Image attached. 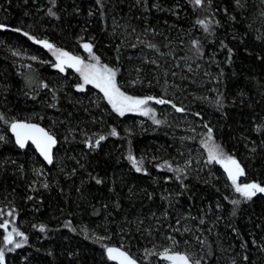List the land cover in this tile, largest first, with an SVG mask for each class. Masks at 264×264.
I'll use <instances>...</instances> for the list:
<instances>
[{"label":"trees","instance_id":"obj_1","mask_svg":"<svg viewBox=\"0 0 264 264\" xmlns=\"http://www.w3.org/2000/svg\"><path fill=\"white\" fill-rule=\"evenodd\" d=\"M44 41L90 44L126 96L166 103L120 115ZM15 120L56 136L51 166L16 146ZM209 129L264 187V0H0L2 264H115L111 246L141 264H264V193L240 197L209 161Z\"/></svg>","mask_w":264,"mask_h":264},{"label":"snow or ice","instance_id":"obj_2","mask_svg":"<svg viewBox=\"0 0 264 264\" xmlns=\"http://www.w3.org/2000/svg\"><path fill=\"white\" fill-rule=\"evenodd\" d=\"M196 5H201L202 0H194ZM51 14V13H50ZM200 23L205 31H208V25L204 23V21H198ZM44 43L45 47L52 48V45L47 43L46 41L42 42ZM83 47L85 50L89 52L92 59L97 60V63H99L98 57L92 55V46L90 44H84ZM61 56L68 57L69 61H72V63L69 66H76V65H82L83 61L79 57H70L68 56V53L62 52L60 53ZM59 59V57H58ZM92 65H84L85 69L93 68ZM61 71H63V68H61ZM77 71H81V75L84 77L85 83H94L97 88H99L105 95V97L108 98V102L112 105V108L114 111L118 112L120 115L124 114L125 110H131L133 106H138L147 103V100L144 99H134L133 97L126 96L123 92L120 91V89L117 87L115 83V76L116 72L110 68H107L106 66L103 67L102 71L98 75H91L87 71H82L80 68H77ZM82 88V86H81ZM148 99H152L149 97ZM156 103L163 104L166 103L164 100H156ZM173 107H175L173 105ZM177 111H182V109L177 108ZM11 129L16 135V142L17 144L23 148L25 146V141L28 139H31L34 144H36L37 148L40 149L41 154L44 156L46 160H48L49 163H51V156H50V149L51 146L56 143L54 138L49 135L47 132L44 131L42 128H38L35 125L30 124H19V123H12ZM39 134V136L35 135ZM113 135H115V130H113ZM211 137V129H209V138ZM100 139H103L101 137ZM99 143V141H97ZM222 155V153H221ZM210 159H217L216 156V150L210 151ZM229 162L235 166L236 173L242 175L243 170L240 168V165L231 157L228 158ZM140 168H137V171H139ZM226 171H228L229 178L232 180L233 184L236 185V191L240 192L242 195L245 196L247 199H251L252 196L256 195L257 192L264 193V187L260 186L259 184H245L243 187L236 184V178L233 174L232 169L226 168ZM99 183V181H97ZM233 203H238V201H233ZM11 215V213H9ZM6 227V225H5ZM41 231H44V228H40ZM13 231H16L13 229ZM17 235H22V233L16 232ZM4 239L7 241V243L11 244L12 239L11 236H6ZM26 239V237H25ZM21 245L17 243L15 247L19 248ZM107 252L109 254V258H114L112 256L113 253H117L119 256L123 257L122 264H134V261L128 258V256L123 253L119 252L117 249L114 248H108ZM4 253L2 250H0V264H2ZM168 259H172L174 261H179L181 264H188V257L183 255H176L175 257H166Z\"/></svg>","mask_w":264,"mask_h":264},{"label":"rangeland","instance_id":"obj_3","mask_svg":"<svg viewBox=\"0 0 264 264\" xmlns=\"http://www.w3.org/2000/svg\"><path fill=\"white\" fill-rule=\"evenodd\" d=\"M42 44V42H41ZM84 48V47H83ZM51 49V48H50ZM84 51H85V48H84ZM62 52H65V51H61V50H57V49H51V53L52 55L54 56L55 58V61H56V67L59 68L61 70V68H63V71H66L67 69H70L74 72H76L79 76V78H81V81H82V84L83 86L85 85H95L94 83H85L84 82V77L81 75V71H77V68H80L82 71H87L89 72L91 75L95 76V75H98L101 73L102 69H103V65L101 64V62L99 61V63H97V60H94L92 59L91 55L89 54V52H86L85 51V54H70L68 53V56L70 57H79L82 61H83V64L82 65H76V66H69L72 61H69L68 60V57H64V56H61L60 53ZM67 53V52H66ZM92 55L93 52H92ZM95 56V55H94ZM59 57V59H58ZM84 65H92L94 66L93 68H89V69H85L84 68ZM99 89V88H98ZM100 90V89H99ZM101 91V90H100ZM103 93V92H102ZM104 94V93H103ZM107 98V97H106ZM134 99H144V100H147V103L145 104H142V105H138V106H133L131 108V110H125L124 112H134V113H139L140 115H146L147 111L149 110V105L152 101L156 102L155 99H148V98H134ZM108 100V98H107ZM2 133V132H1ZM204 148L206 149L207 151V156H208V159L209 161L211 162H216L218 164H220L221 166H223V168L225 169L226 171V168L228 169H232L233 171V174L235 175V178H236V184L237 185H240L241 187H243V185H245L244 183H241L240 182V177L243 175H240V174H237L236 173V169H235V166L232 165L229 160H228V156H226L222 150L220 149L219 145L216 143V141L212 138V135L211 137L209 138V134L206 136L205 138V141H204ZM216 150V156H217V159H210V151L212 150ZM222 153V155H221ZM233 159V158H231ZM235 160V159H233ZM236 161V160H235ZM237 162V161H236ZM238 163V162H237ZM241 168V166H240ZM242 169V168H241ZM228 177H229V174H228V171H226ZM247 184H253V183H247ZM234 188L236 190V185H234ZM237 192V191H236ZM240 197H244V195H242L240 192H237ZM176 255H183V256H186L185 254H179V253H171V252H168L166 251L164 253V259L169 263V264H181V262L179 261H174L172 259H168L166 257H175ZM188 257V256H186ZM190 258L188 257V264H195L194 262L191 263L190 262Z\"/></svg>","mask_w":264,"mask_h":264},{"label":"water","instance_id":"obj_4","mask_svg":"<svg viewBox=\"0 0 264 264\" xmlns=\"http://www.w3.org/2000/svg\"><path fill=\"white\" fill-rule=\"evenodd\" d=\"M46 42L49 43V44H51V45H52V48H54V45H53L52 43H50L49 41H46ZM42 47H43L46 51H48V50L50 49V48H48V47H45V46H44V43H42ZM85 51L88 52L87 50H85ZM12 123L35 125V126H37L38 128H42V129H44L45 132H47L49 135H51V136L54 138V140L56 141V143H55L54 145H52V146H51V149H50L51 163H49L48 160H46V159L44 158V156L41 154L40 149L37 148L36 144H34V143L32 142L31 139H28V140L25 141V146H24L23 148H21V147L17 144V142H16V135L14 134V132H13L12 129H11V124H12ZM9 133H10V135L12 136V138H13V140H14V143L16 144V146H17L19 149L24 150V149H26L29 145H31V146L33 147V149L36 151V153L38 154V156H39V157H40V158L46 163V165H48V166H51V165H52V163H53V161H54V151H55V149H56L57 146H58V140H57L56 136L53 135L48 129L44 128L42 125H40V124H38V123H35V122H29V121H24V120H15V121L11 122L10 125H9ZM35 135L39 136V134H35ZM108 248H114V249H117L119 252H123V253H125V254L128 256L129 259H131L132 261H134V264H141V263H139L137 260H135L134 258H132V257H131V256L125 251V250H123V249H121V248H119V247L111 246V247H108ZM108 248H107V249H108ZM107 249H106V255H107V257L109 258V254H108V252H107ZM112 256H113L114 258H109V259H110L113 263H115V264H122V262H123V257L119 256L117 253H113Z\"/></svg>","mask_w":264,"mask_h":264}]
</instances>
